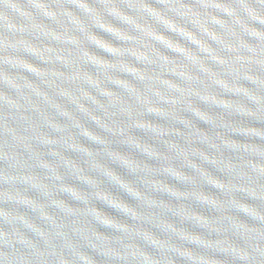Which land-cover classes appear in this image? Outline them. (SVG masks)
<instances>
[{
	"label": "water",
	"instance_id": "water-1",
	"mask_svg": "<svg viewBox=\"0 0 264 264\" xmlns=\"http://www.w3.org/2000/svg\"><path fill=\"white\" fill-rule=\"evenodd\" d=\"M0 264H264V0H0Z\"/></svg>",
	"mask_w": 264,
	"mask_h": 264
}]
</instances>
